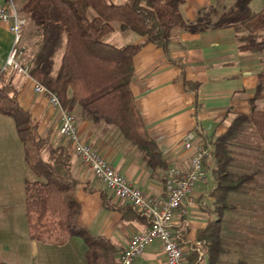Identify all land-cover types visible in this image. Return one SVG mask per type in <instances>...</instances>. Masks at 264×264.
I'll return each instance as SVG.
<instances>
[{
	"label": "crops",
	"instance_id": "obj_1",
	"mask_svg": "<svg viewBox=\"0 0 264 264\" xmlns=\"http://www.w3.org/2000/svg\"><path fill=\"white\" fill-rule=\"evenodd\" d=\"M107 1L120 4L123 0ZM19 2L15 0L13 4L16 6ZM235 2L186 0L179 11L184 20L191 22L201 12L210 10L212 15L229 11ZM262 8L264 0H250L247 4V9L255 13ZM235 26L199 33L174 29L166 53L153 44H146L133 56L130 92L146 133L160 153L163 167L149 168L143 153L123 139L115 127L81 119L79 107L75 106L72 113L80 139L96 148L128 183L149 196H162L166 169L176 167L185 171L188 168L189 153L182 146L185 136L190 135L193 144H204L211 151L212 142L226 131L234 115L264 109V83L256 90L258 74L264 68V50L240 52L237 37L245 32ZM120 33L114 30L105 41L122 46L141 40L132 32H125V36ZM12 41L8 24L0 22V69ZM10 76L18 103L30 113L38 133L68 151L71 174L79 181L74 192L80 205L77 224L91 235L109 240L116 250L115 261L130 237L146 227L145 222L130 215L123 218L117 209L103 207L102 193L111 205L118 208L130 205L115 200L70 152L68 142L58 134V110L50 107L44 96L32 91L31 82L25 76ZM3 117L8 116L0 114V264H87L85 245L72 242V238L62 244L30 239L24 188L25 181H32L34 175L25 162L14 123L12 130ZM231 155L232 172L253 175L242 190L227 196L230 209L222 215L223 252L219 264H233L240 258L247 264H264V147H237L231 150ZM212 164L209 155L203 163L206 181L194 185L193 201L187 212L175 213L172 220V232L187 251L186 258L194 250L197 264L207 262L201 243L196 241V232L215 218L213 199L209 196L214 181L211 177L209 185L206 179ZM137 264H166L160 244L154 240L146 245Z\"/></svg>",
	"mask_w": 264,
	"mask_h": 264
},
{
	"label": "trees",
	"instance_id": "obj_2",
	"mask_svg": "<svg viewBox=\"0 0 264 264\" xmlns=\"http://www.w3.org/2000/svg\"><path fill=\"white\" fill-rule=\"evenodd\" d=\"M185 1L123 0L113 4L107 0H20L16 10L25 20L28 39L33 40L29 75L54 93L64 110L72 112L77 106L81 119L115 127L123 139L143 153L149 168H161L160 153L146 133L130 92L133 56L146 44L166 53L174 29L199 33L228 25L246 31L237 37L240 52L264 50V8L245 15L250 0H236L229 11L212 15L210 10L201 12L190 22L179 11ZM114 30L132 32L141 40L111 45L105 38ZM11 79L0 71V114L13 120L25 162L34 175V180L25 181L24 188L30 239L62 244L69 238H79L86 248L87 264H115L116 250L111 242L77 224L80 205L74 192L79 181L71 174L68 151L38 133L30 113L19 105ZM262 83L264 68L258 74L257 92ZM247 129L256 135L254 145L241 139ZM257 146L264 147V109L234 115L226 131L212 142L214 185L209 196L215 218L196 232L207 264H219L223 252L220 228L224 211L230 209L227 196L242 190L253 175L230 170L231 150ZM101 196L104 208L117 209L123 218L130 215L148 226V220L130 206L118 208L109 204L105 194ZM197 260L193 250L186 264H197ZM233 264L247 263L240 258Z\"/></svg>",
	"mask_w": 264,
	"mask_h": 264
},
{
	"label": "built area",
	"instance_id": "obj_3",
	"mask_svg": "<svg viewBox=\"0 0 264 264\" xmlns=\"http://www.w3.org/2000/svg\"><path fill=\"white\" fill-rule=\"evenodd\" d=\"M0 22L8 24L13 41L9 53L0 69L5 74L25 76L35 94L46 98L50 107L58 110V134L68 142V148L85 165L91 175L112 193L115 200L126 202L139 215L148 220V226L134 233L127 247L119 253L115 264H137L144 247L152 241L160 244L166 264H186L187 251L183 249L172 232L174 214H185L192 204L193 187L205 182L204 160L210 155L209 147L195 145L190 135L182 142L189 153L188 168H167L163 179V195L152 197L128 183L103 158L98 150L80 139L76 117L61 107L58 97L29 75V68L19 62L22 48L19 47L25 20L18 15L13 2L0 4Z\"/></svg>",
	"mask_w": 264,
	"mask_h": 264
},
{
	"label": "rangeland",
	"instance_id": "obj_4",
	"mask_svg": "<svg viewBox=\"0 0 264 264\" xmlns=\"http://www.w3.org/2000/svg\"><path fill=\"white\" fill-rule=\"evenodd\" d=\"M18 6L19 5L17 4L15 6V8H17ZM251 13H255V12H252L251 10L247 9L246 12H245V15H247V14L249 15ZM244 32L246 34V31H244ZM120 34H122V36H125L124 35L125 33H120ZM27 35H28V31L23 28L21 41H20V45H19V47L22 48V53H21V56L19 58V62L22 65H26L28 67L30 58L32 57V53H33V40L32 39H28ZM10 75L11 74H6V76H10ZM3 118H5V120H7L9 122V124H8L9 128L11 129V127H12V130H13V121H12V119L9 118V117H3ZM255 136L256 135L254 134L252 129H247V131L243 134V136L241 135V137H242L241 139H245L246 140L245 143H252L254 145ZM31 176H33V175H31ZM211 177H212V175L210 173H207L206 179H207V184H209V185L212 183V178ZM32 178L34 179V177H32ZM33 179H31V180H33ZM71 241L74 242V243L82 244L81 240L78 239V238H72Z\"/></svg>",
	"mask_w": 264,
	"mask_h": 264
}]
</instances>
